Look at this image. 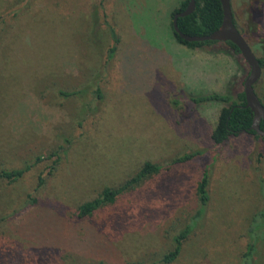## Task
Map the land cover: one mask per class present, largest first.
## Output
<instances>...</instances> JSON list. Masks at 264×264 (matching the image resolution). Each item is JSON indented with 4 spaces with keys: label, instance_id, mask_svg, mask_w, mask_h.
Instances as JSON below:
<instances>
[{
    "label": "rangeland",
    "instance_id": "rangeland-1",
    "mask_svg": "<svg viewBox=\"0 0 264 264\" xmlns=\"http://www.w3.org/2000/svg\"><path fill=\"white\" fill-rule=\"evenodd\" d=\"M231 2L237 27L264 59V0ZM179 5L0 0V166L62 151L51 172L55 157L13 183L0 177V264H253L242 255L253 219L264 224V139L242 132L214 143L223 105L189 97L243 90L250 67L223 41L171 44L166 32ZM254 89L264 99V66ZM146 161L162 167L77 218L79 205ZM204 168L210 200L196 218ZM189 224L177 258L161 262ZM260 242L253 256L264 264Z\"/></svg>",
    "mask_w": 264,
    "mask_h": 264
},
{
    "label": "trees",
    "instance_id": "trees-1",
    "mask_svg": "<svg viewBox=\"0 0 264 264\" xmlns=\"http://www.w3.org/2000/svg\"><path fill=\"white\" fill-rule=\"evenodd\" d=\"M189 0H182L179 7L174 9L171 13V17L173 18L174 13L178 11H182L187 6ZM232 5V2H231ZM233 10V6H232ZM234 15V11H233ZM222 6L220 0H195V8L194 10L185 16H180L177 18V24L179 29L190 35H202V34H209L213 30L219 27L222 22ZM236 24V21L234 19ZM257 24L261 22L256 21ZM237 26V24H236ZM171 29L174 33L175 38L178 42L191 47V48H201L205 45H210L215 42V40H202V41H186L181 38L173 29L172 20H171ZM239 29V28H238ZM240 30V29H239ZM241 31V30H240ZM118 39L115 37L114 41L116 42ZM231 48H233L236 52H240L238 47L230 42L226 41ZM115 51V44L109 48V56L113 54ZM261 67L264 66V59L259 58ZM62 95L69 96L72 94H76L80 92L79 90L73 91H60ZM99 97H101L100 90H97ZM190 101L194 104H198L201 102H219L223 106L221 107L218 118L216 121L215 126L213 127L210 136L214 143H223L227 141L231 136L238 135L242 132L255 134L258 137L264 139V137L260 136L255 130H253L251 125L253 124V112L250 107L246 105L245 93L243 90L233 92V91H226V92H208L205 94H191ZM260 98V97H259ZM261 102L264 105V99L260 98ZM260 128L264 130V120L260 121ZM62 148V147H61ZM61 149L55 150L50 154L46 155H38L32 161L26 162L23 166L18 168H3L0 166V177L7 180L9 183H13L19 180L23 175L28 172L34 165L37 163L47 160L51 157H55L53 159V166L50 168L53 170L56 163L60 160ZM197 152L192 153H185L179 156L176 159V162L180 161H187L195 157ZM161 165L155 164L149 161L143 163L140 169L130 178L125 180L122 184L116 187H105L97 197L92 200L86 201L79 205L77 209L76 216L77 218H85L91 216L97 209L101 206L113 202L121 193L125 190L132 188L137 183H139L144 178L158 172L161 169ZM39 182L38 185H41L44 178L42 175H39ZM209 172L206 168L202 169L200 177L197 182V193H198V208L195 212V217L200 218L206 211L208 202L210 200L209 195ZM260 190L261 194L263 195L264 200V184L260 183ZM264 216V211L260 213ZM264 226L263 222L259 219L257 222L254 221L249 227V240L246 245V250L242 255L243 262H251L255 264L259 260H255L253 253L257 251V239L261 240L260 245L261 249L259 251V255L264 257V229L259 230L261 234H256V230ZM254 226V227H253ZM193 229V225L189 224L185 226L175 237H174V246L173 248L166 253L161 262L163 263H171L173 262L181 251V245L183 240L190 234L191 230ZM248 259V260H247ZM245 264V263H243Z\"/></svg>",
    "mask_w": 264,
    "mask_h": 264
},
{
    "label": "water",
    "instance_id": "water-1",
    "mask_svg": "<svg viewBox=\"0 0 264 264\" xmlns=\"http://www.w3.org/2000/svg\"><path fill=\"white\" fill-rule=\"evenodd\" d=\"M222 6V22L218 28L209 34L190 35L182 32L177 24V18L190 14L195 8V0H189L187 6L182 11L174 13L172 18V26L174 31L186 41H230L234 43L246 62L250 67L249 74L244 80L243 91L245 93L246 105L253 112V124L250 128L255 130L260 136L264 137V130L260 128V121L264 120V105L261 102L258 94L254 89L255 82L260 78L262 67L259 58L256 56L251 45L246 40L245 36L238 29L234 22V15L231 5V0H220Z\"/></svg>",
    "mask_w": 264,
    "mask_h": 264
},
{
    "label": "crops",
    "instance_id": "crops-1",
    "mask_svg": "<svg viewBox=\"0 0 264 264\" xmlns=\"http://www.w3.org/2000/svg\"><path fill=\"white\" fill-rule=\"evenodd\" d=\"M178 1L181 3L182 0H178ZM175 8H176V6L173 7V10H174ZM172 33H173V32H172ZM173 35H174V33L170 35L168 32H166V37L169 38L170 43H171V44H175V45H177L178 47H183L184 49H187V46L184 45V44H182V43H180V42H178L177 39L174 38Z\"/></svg>",
    "mask_w": 264,
    "mask_h": 264
}]
</instances>
